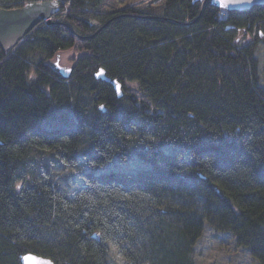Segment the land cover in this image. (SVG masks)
Instances as JSON below:
<instances>
[{
  "label": "trees",
  "instance_id": "obj_1",
  "mask_svg": "<svg viewBox=\"0 0 264 264\" xmlns=\"http://www.w3.org/2000/svg\"><path fill=\"white\" fill-rule=\"evenodd\" d=\"M40 1L0 0V8ZM102 2L71 0L14 52L0 48V264H22L26 254L109 264L111 244L127 264H195L207 223L264 264V89L255 55L264 5L224 12L210 0H163L154 16L134 7L101 14ZM73 48L80 55L65 79L48 62ZM101 68L123 86L138 82L150 104L132 114L124 100L133 96L118 98L96 78ZM84 139L82 185L63 193L31 153L57 150L64 168L76 167ZM134 139L137 169L99 171L127 165Z\"/></svg>",
  "mask_w": 264,
  "mask_h": 264
},
{
  "label": "rangeland",
  "instance_id": "obj_2",
  "mask_svg": "<svg viewBox=\"0 0 264 264\" xmlns=\"http://www.w3.org/2000/svg\"><path fill=\"white\" fill-rule=\"evenodd\" d=\"M45 1H56L65 4V10L63 12L61 11L59 14H57V16L66 13L68 11V6L71 3V0H44L43 2ZM128 7H134L143 13L156 16L162 14L164 8V2L163 0H159L158 3H155V0H103L98 11L101 14L111 13ZM56 17L54 16L51 18L52 23ZM90 24L96 26L98 25V22L92 20L90 21ZM47 25H52V24H47ZM257 35L258 32L257 29L255 28L251 34L252 39H255ZM79 55L80 53L78 52V50L76 48H73L58 53L54 59L48 62V64L52 65L56 63L57 60L59 59V66L72 68L74 67L75 61L77 60ZM255 55L256 58L259 60V74L261 79L260 85L264 89V42L263 41L258 42L255 50ZM44 57L45 56H38L37 58L32 59V63H33L32 65H34L37 62L38 58H44ZM123 90L125 91V98H127L128 96H133L134 98V101L130 103L124 100L125 103L124 105L126 109L131 111L132 114L133 112L136 113L135 110L137 108L138 109L141 108L144 103L150 104L149 100L146 97H144L143 94L140 92L138 82L127 81L125 83V86H123ZM91 107L93 108V104H91L90 107L86 105V107L84 108L85 111H83L84 116L87 114L86 110L91 109ZM65 109L67 110V108ZM134 117L136 118L138 117V115H134ZM141 147L142 145L139 143V140L134 139V144L132 145V149L130 152H128V158L130 159V162H134V163L129 162L127 165H124L118 160L110 168L107 166L103 169H100L99 171L117 170L121 172H128L137 169L141 164L136 157V152L140 150ZM90 150H91V146L89 142L86 139H84L78 149V155L79 158L81 159V162L79 163L78 166L72 168H64L60 164L59 156L57 155V150L41 151V152L33 151L31 153V161L33 165L38 168L46 167L48 169V171L51 173L50 177L52 183L56 188H58L59 191L66 194H72L75 192V190L78 187L82 185L81 180L78 179L77 177V173L84 172L85 169H87L85 164L86 161L84 157L87 153L90 152ZM193 259L195 264H259L258 260L255 259L247 249L238 245L237 239L233 233L223 231L218 227H216L215 225H210L209 223H207L206 229L202 237L195 246ZM108 262L109 264H127V262L119 254L118 248L114 244H111Z\"/></svg>",
  "mask_w": 264,
  "mask_h": 264
},
{
  "label": "water",
  "instance_id": "obj_3",
  "mask_svg": "<svg viewBox=\"0 0 264 264\" xmlns=\"http://www.w3.org/2000/svg\"><path fill=\"white\" fill-rule=\"evenodd\" d=\"M211 3L229 12L245 11L255 6L264 5V0H211ZM60 11L59 2L56 1L32 2L22 8L12 10L0 9V48L4 54L8 55L14 50L39 24L43 22L52 24L51 18L59 14ZM53 68L65 79H69L72 76L73 69L59 66V59L53 64ZM96 78L112 84L118 98L124 97L123 84L108 77L104 68L100 69L96 74ZM117 85H119V89H117ZM101 109L103 111L106 110L104 106H101ZM21 263L55 264L51 259L34 254L22 256Z\"/></svg>",
  "mask_w": 264,
  "mask_h": 264
},
{
  "label": "snow or ice",
  "instance_id": "obj_4",
  "mask_svg": "<svg viewBox=\"0 0 264 264\" xmlns=\"http://www.w3.org/2000/svg\"><path fill=\"white\" fill-rule=\"evenodd\" d=\"M117 89H119V85H117ZM130 163H134V162H130ZM16 187H17V188H19V187H20V185H19V184H17V185H16Z\"/></svg>",
  "mask_w": 264,
  "mask_h": 264
},
{
  "label": "bare ground",
  "instance_id": "obj_5",
  "mask_svg": "<svg viewBox=\"0 0 264 264\" xmlns=\"http://www.w3.org/2000/svg\"><path fill=\"white\" fill-rule=\"evenodd\" d=\"M1 9H3V8H1ZM6 10H12V9H6Z\"/></svg>",
  "mask_w": 264,
  "mask_h": 264
}]
</instances>
